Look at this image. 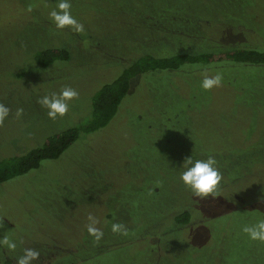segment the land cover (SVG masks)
<instances>
[{
	"label": "rangeland",
	"instance_id": "1",
	"mask_svg": "<svg viewBox=\"0 0 264 264\" xmlns=\"http://www.w3.org/2000/svg\"><path fill=\"white\" fill-rule=\"evenodd\" d=\"M246 1L227 4V11L234 6L240 16L223 15L216 9L221 2L214 0H158L140 7L145 15L153 10L157 19L184 17L188 11L210 15L236 31L240 23L256 25L242 20ZM56 2L0 0V103L12 110L0 124V138L15 142L8 153L40 145L44 135L86 120L93 92L120 73L114 62L135 47L128 39L134 25L125 21L134 15L125 17L113 0H71L73 15L85 25L79 34L51 24L48 13ZM205 4L211 14L198 9ZM263 33L245 38L262 47ZM41 40H61L75 57L28 67L27 51ZM204 70L222 73V85L202 89ZM169 73L168 79L133 78L107 126L81 135L59 159L0 185V240L7 236L17 242L15 251L0 244L2 264H16L24 248L41 252L33 264H264V243L241 231L264 219V68L229 69V63H220ZM64 85L76 88L79 98L70 102L67 115L51 121L37 98ZM17 109L23 110L19 117ZM191 155L216 157L224 176L216 197H194L180 182L183 161ZM170 203L192 212L190 225L167 220L176 208ZM90 214L104 231L98 243L86 230ZM117 220L127 235L111 231Z\"/></svg>",
	"mask_w": 264,
	"mask_h": 264
},
{
	"label": "trees",
	"instance_id": "2",
	"mask_svg": "<svg viewBox=\"0 0 264 264\" xmlns=\"http://www.w3.org/2000/svg\"><path fill=\"white\" fill-rule=\"evenodd\" d=\"M113 1L120 5L122 11L125 10L126 13L123 12L127 15L125 17L134 15V19L125 18V21L128 20L126 21L128 25H134L129 31L133 39L131 35L128 39H131L130 44L134 43L135 47L130 46L122 60L115 62L114 59L112 60L122 68L120 73L113 80L102 82L100 87H97L93 92L91 112L86 120L44 135L45 138L43 137L44 140L40 145L37 143L36 146L34 145L28 150L13 154L8 153V146L15 142H7L0 138V145L2 147L4 144L7 145V148H4L6 151L3 150L6 154L0 156V185L15 177L37 170L43 161L59 159L61 154L81 135L93 133L107 126L116 115L123 97L129 91L132 79L137 76L145 75L146 79L148 76L168 79L169 72H179L184 67H209L212 64L220 63H229V69L238 66L264 68V46H252L246 40V38L264 32V23L261 22L264 17V6H261L263 0H248L244 3L241 9L243 22L251 20V24L255 23L256 25L251 29V25L240 23L236 25V31H233V25L229 22L226 23L217 17H210V15L196 16L189 11L180 18L169 14L166 19H157L158 14L153 10L145 15L144 7L140 6L149 7L150 5L152 7L156 2L158 3V0ZM204 1L210 3L209 0ZM214 1L221 2V5L216 9L223 15L229 11L239 15L234 6L227 11L229 0ZM173 8V5L167 4L169 13H175L174 10L170 11ZM198 9L211 14L207 4L198 6ZM213 25L216 27L214 28ZM89 29V26H86V30ZM133 32H136V36L133 35ZM157 34L158 37H156ZM45 37L43 36V39ZM42 40L28 49L27 52L32 60V65L28 67L45 68L56 62H66L73 56L75 57L65 42L60 43V40L54 44L53 42L44 43ZM113 53L115 56L118 54ZM115 56L111 57L115 58ZM180 74L181 77H184L182 73ZM15 76L20 77L21 73L18 72ZM2 147L0 146V149ZM168 206L176 207L172 203ZM105 218L110 219L111 214H106ZM167 220L178 227H185L191 224L193 214L188 208H181V205L177 204L171 215L167 216ZM117 222L121 223L119 220Z\"/></svg>",
	"mask_w": 264,
	"mask_h": 264
},
{
	"label": "clouds",
	"instance_id": "3",
	"mask_svg": "<svg viewBox=\"0 0 264 264\" xmlns=\"http://www.w3.org/2000/svg\"><path fill=\"white\" fill-rule=\"evenodd\" d=\"M28 10L31 11V7ZM48 19L57 30L67 28L77 34L85 32L84 23L73 15L71 0H57L55 7L48 13ZM222 83V73L216 72L214 75H208L207 70L203 71L200 81L202 89L210 90L220 87ZM78 98L79 92L76 88L64 85L59 91L39 96L37 103L46 110V116L49 120L56 121L69 113L71 109L70 102ZM11 111V108L6 104L0 103V124H3L9 118ZM22 112V109H17L16 116H21ZM181 169L179 180L192 192L194 197L208 198L217 196L224 176L214 155H208L203 159L195 158L191 155L183 161ZM98 223L99 221L96 217L91 214L88 216L86 230L88 235L93 238V241L97 243L104 238V231L97 227ZM111 231L127 235L129 230L123 223L116 222L111 224ZM241 231L246 234L250 241L264 243V219H259L254 224L243 226ZM0 244L6 246L10 251H15L17 248V242L7 236L0 240ZM40 256L41 252L39 250L24 248L22 255L17 258L16 264H33L34 261L39 260Z\"/></svg>",
	"mask_w": 264,
	"mask_h": 264
}]
</instances>
